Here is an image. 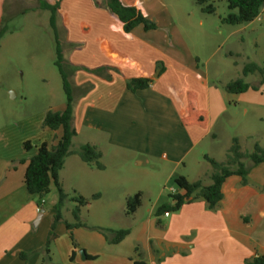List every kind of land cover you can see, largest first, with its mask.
I'll use <instances>...</instances> for the list:
<instances>
[{"label":"crops","instance_id":"crops-1","mask_svg":"<svg viewBox=\"0 0 264 264\" xmlns=\"http://www.w3.org/2000/svg\"><path fill=\"white\" fill-rule=\"evenodd\" d=\"M135 1L148 20L155 19L151 8L148 12V7L142 6L139 0ZM59 3L56 17L65 31L66 43L82 45L80 52L87 48L82 37L76 34L75 28L81 23L85 29L83 36L89 33L95 36L88 64L83 60L77 62L73 55L69 59L70 63L104 71L100 77L83 72L70 76L71 85L80 89L79 94L88 90L86 96L77 102L74 100L72 124L77 135L87 131V144L98 148L100 141L107 145L109 149L98 148L102 159H113L115 163L111 166L121 167L122 156L139 155L149 163L161 161L176 168L185 165L190 152L203 137L214 138L210 125L223 112L224 94H227L223 87L228 82L221 83L216 75L213 76L216 80L211 82L206 65L199 68L192 55L177 49L182 41L174 37L176 29L170 21H164L162 29L144 31L142 26H138L125 34L109 14L104 0H62ZM15 4V0H0V25L3 19H11L16 13ZM90 16L92 19H89ZM97 27L102 32L97 31ZM103 47L110 54L125 59V63L110 60ZM82 58L84 55H81ZM156 70L158 72L154 75ZM239 78L250 85L258 84L261 79L256 73L245 77L241 73ZM132 79H148L149 87L130 92L126 83ZM199 83H202L203 90L197 87ZM187 92L196 95L197 109L206 114L205 129L180 124L188 114ZM229 95L233 96L236 107L242 108L243 116L264 119V84L257 91ZM63 109L64 103L51 108V111L60 112ZM42 119L40 116L38 123L41 124ZM47 130L44 128L41 131L44 138H40L35 146L56 143L60 132L50 133ZM35 153L36 149L28 152L6 147L0 149V264H41L42 261V249L54 210L46 212L44 207L38 206L37 197L28 195L25 190L24 173L28 160ZM75 158L78 157H67L63 166L73 164L78 169L81 166L88 168L82 179L90 192H80L82 197L88 193L91 196L99 194V198L93 201L99 202L104 200L103 196L109 189L120 185L106 180L108 169L104 164L109 162L102 163L104 169L99 171L86 164L78 165L77 162L82 161ZM224 160L225 156L221 161H214L223 163ZM247 162L246 166H250ZM211 172H201L193 178L184 177L192 183L201 181L205 175L209 179ZM98 179L105 181L102 184ZM60 185L64 187L62 182ZM138 192L142 196L145 194L140 189ZM221 192L222 199L213 210H209L201 199H186L188 202L176 213L156 218L151 217L155 205L150 207L146 218L139 217L142 200L137 210L127 215L125 200L136 192H125L117 206L110 204L99 209L106 216L122 215L131 219L127 228L119 229H128L129 234L116 245L109 244L99 230H118L103 224H87L82 220L84 208H90L91 203L80 210L79 221L85 227L69 232L65 224L73 222L63 220L64 223L59 222L56 229L59 228L61 236H70V233L77 249L91 257L85 258V262H77L75 254L74 264H133L135 260H124L120 249H114V246L126 245L129 246L126 253L133 252L136 247L141 257L138 261L145 264H245L264 255V163L251 167L246 185H242L237 176L227 178ZM108 233L106 236L109 239L111 234ZM69 251L67 246L66 255ZM21 253L29 256L23 260Z\"/></svg>","mask_w":264,"mask_h":264},{"label":"rangeland","instance_id":"rangeland-1","mask_svg":"<svg viewBox=\"0 0 264 264\" xmlns=\"http://www.w3.org/2000/svg\"><path fill=\"white\" fill-rule=\"evenodd\" d=\"M38 1L15 0L16 13L10 20H5L7 32L0 40V149L6 147V149H23L26 152L36 149L42 143L36 146L35 143H39L40 138H44L41 132L44 127L42 122L38 123L39 117H43L47 111H51V108L55 109L65 103L61 79L55 66L56 40L62 52L64 69L70 76L74 77L76 72H83L100 77L104 72L103 69L98 71L94 68L90 69L87 66L70 63L69 59L73 55L77 62L83 60L85 64H88L90 61L88 56L93 53L95 36L92 34L90 36V33L83 36V30H85L81 27L83 23L78 24L75 28L76 34L82 37L84 44H87V48L80 52L82 45L65 42V31L57 17L53 30L49 22L50 12L40 9ZM43 1L53 4L58 0ZM139 2L145 8H149L148 12L152 9L151 12L156 17L151 19V22L156 25V29L164 28V21L168 23L170 21L176 29V35L173 36H177L182 41V44L177 45V49L192 55L199 68H202L203 64L206 65V72L209 73L211 82L216 80L213 78L214 75L218 76L221 83H229L239 78L241 68L248 63H258L264 69V4L260 15L255 20L231 26L221 22V19L229 13L224 0H208V4L214 7L213 14L203 13L197 0H139ZM63 9L65 17V8ZM83 12L88 14L86 11ZM89 19H92L91 16ZM97 31L102 32L100 27H97ZM81 55H84V58L81 59ZM157 72L156 70L154 75ZM248 80L251 81L252 78H248ZM199 84L200 86L196 85L200 90L202 83ZM71 89L76 102L86 96L88 92L86 89L81 95L79 94L80 89L73 86ZM224 97L223 112L210 125L214 138L203 137L190 152L189 157L185 160V165L181 164L174 168L166 162L152 161L149 163L139 155L129 154V157L126 154L122 156V164L119 167L111 166L112 163H115L113 159L107 161L106 158H100V164L109 162L108 165L104 164L108 169L106 170L108 173L106 180L120 185L117 188L109 189L106 196H103L104 200L99 202L91 200L92 196L88 195L91 193L86 194V197L83 196L89 200L91 206L84 208L82 220L87 224H103L114 230L127 228L131 224V219L122 215L106 216L101 214L99 209L110 204L117 206L125 192L137 193L138 189L145 193L143 196L141 195L142 208L139 211V217L146 218L150 207L155 205L156 209L151 217L156 218L158 216L155 213L160 206L172 203L169 195L173 191H178L174 184L176 178L186 175L193 178L201 172L212 171L205 157L221 161L225 156L226 160V154L233 145V139L237 140L243 153L252 152L255 144L264 148V119H248L247 116H243L242 108L236 107L233 96L224 94ZM47 131L52 133L50 130ZM88 140L89 134L87 131H83L73 138L71 149H79L82 145L87 144ZM26 143L30 145L28 150L24 148ZM97 145L101 150L109 149L100 141ZM244 162L247 165V160ZM77 163L78 165L85 164L80 161ZM83 167L78 169L77 165L67 164L59 172V181L62 182L64 186L62 189L68 197L61 208L62 222L63 220L73 222L71 212L75 203L71 201V198L74 195H81L80 192H90L89 187L82 179L84 171L89 170ZM98 181L103 184L105 180L98 179ZM200 182L203 186L211 183L210 179H207V175ZM56 202L57 192L51 185L49 193L41 200L40 207H44L43 209L47 212L52 210ZM83 231L85 230L83 229ZM53 234L50 261L45 264H74L69 260V255L74 249L76 261L85 262L81 259L80 251L82 250L72 246L70 236L67 234L61 236L59 228L56 229V227ZM67 246L70 248L68 255H66ZM114 249H120V254H124L126 261L141 260L136 247V251L134 249L133 252L128 251V253H126L129 250L127 245L114 246Z\"/></svg>","mask_w":264,"mask_h":264},{"label":"trees","instance_id":"trees-1","mask_svg":"<svg viewBox=\"0 0 264 264\" xmlns=\"http://www.w3.org/2000/svg\"><path fill=\"white\" fill-rule=\"evenodd\" d=\"M55 1L53 4L46 3L43 0L38 1V7L50 12V25L55 29V20L59 2ZM229 13L221 19L223 24L236 26L240 24L250 23L255 20L261 12L264 0H224ZM106 8L112 18L121 26L125 34H129L134 28L142 26L144 31H151L156 29V25L148 20L143 14L142 10L137 6L135 0H104ZM197 4L201 6V11L206 14H213L214 7L208 4V0H197ZM10 20V19H8ZM7 32V26L3 19L0 25V40ZM55 32V31H54ZM56 38V37H55ZM104 54L112 61L120 64L125 63V59L116 55L110 54L107 48L103 47ZM55 66L61 79L62 91L65 96V103L63 111H47L42 119V126L52 132H60V136L56 143L48 146L46 143L40 144L36 148V153L32 156L26 166L23 177V183L28 195L37 197L38 206L40 207L41 200L49 193L50 186H54L57 192V202L53 205L54 215L49 231L46 236L45 244L42 249L43 257L41 264L50 261V246L53 242V231L56 225L62 220L61 208L67 195L64 193L60 182L59 172L63 168L64 161L71 155H77L79 159L88 166L95 167L97 170H103V165L100 164L101 153L93 145H82L77 151L71 150L73 138L77 135L73 127V112L74 99L72 94V85L70 83V75L63 66L62 52L56 40L55 48ZM242 76L256 73L261 77L258 84L250 85L243 81L242 78H237L230 81L224 86V91L227 94H241L248 90L257 91L259 86L264 84V69L255 63H248L242 68ZM150 80L148 79H132L126 83V89L130 92L144 90L149 87ZM186 103L188 114L180 121L183 127H198L205 129L207 118L203 111L197 109L196 95L193 92L186 93ZM26 150L30 149L29 143L24 145ZM210 164L212 172L210 174L211 183L208 186H203L200 181L188 182L185 177H178L174 180V184L178 188L177 192L169 195L171 204L160 206L155 215L160 216L164 213L177 212L183 204L188 201L203 200L209 210H213L222 199L221 188L225 180L232 176H237L241 180L242 185H246L247 176L250 168L264 163V148L254 145V149L250 153H243L240 150L238 142L233 139V145L226 154V160L223 163H218L213 159L205 157ZM244 160L249 161L250 166H246ZM22 162V161H20ZM99 194L92 195L91 200H97ZM186 199H189L186 201ZM71 201L75 206L71 212L73 223H66L67 231L75 228L85 227L79 221L81 208L89 204V200L81 195H74ZM141 204V193H136L129 196L125 200L126 214L132 215ZM105 236L107 242L112 245L120 243L128 234V229L118 231H110L105 229L99 230ZM110 232L111 237L108 239L106 233ZM72 246L77 249V245L69 233ZM75 250V249H74ZM72 250L69 256L71 262L74 261L75 251ZM136 251V249H135ZM29 255L20 254V258L25 260ZM86 259L91 257L85 255ZM133 264H145L142 261H134ZM245 264H264V255L254 258L251 262Z\"/></svg>","mask_w":264,"mask_h":264},{"label":"water","instance_id":"water-1","mask_svg":"<svg viewBox=\"0 0 264 264\" xmlns=\"http://www.w3.org/2000/svg\"><path fill=\"white\" fill-rule=\"evenodd\" d=\"M41 214H39V216H40ZM80 254H81V259L82 260H85V253H84V251H80Z\"/></svg>","mask_w":264,"mask_h":264},{"label":"built area","instance_id":"built-area-1","mask_svg":"<svg viewBox=\"0 0 264 264\" xmlns=\"http://www.w3.org/2000/svg\"><path fill=\"white\" fill-rule=\"evenodd\" d=\"M172 193H174V191H173ZM164 215H165V216H167V215H168V213H164Z\"/></svg>","mask_w":264,"mask_h":264}]
</instances>
